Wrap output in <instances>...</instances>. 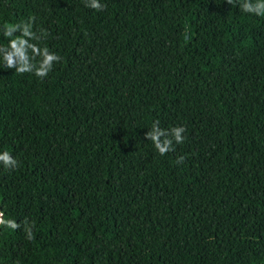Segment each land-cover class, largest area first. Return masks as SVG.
<instances>
[{
	"label": "trees",
	"instance_id": "obj_1",
	"mask_svg": "<svg viewBox=\"0 0 264 264\" xmlns=\"http://www.w3.org/2000/svg\"><path fill=\"white\" fill-rule=\"evenodd\" d=\"M100 3L0 0V26L34 16L62 57L43 81L0 63V151L19 164L0 166V211L21 224L0 229V264H264V17ZM157 120L186 129L164 156L144 139Z\"/></svg>",
	"mask_w": 264,
	"mask_h": 264
},
{
	"label": "clouds",
	"instance_id": "obj_2",
	"mask_svg": "<svg viewBox=\"0 0 264 264\" xmlns=\"http://www.w3.org/2000/svg\"><path fill=\"white\" fill-rule=\"evenodd\" d=\"M239 3L243 13L256 17H264V0H226L228 5ZM85 7L96 12H102L106 5L100 0H85ZM35 17L30 16L27 21L0 26V35L7 39V44H0V63L6 69H14L17 75L31 74L40 81L48 77L53 70V66L62 61V57L49 50L48 47H41V43L46 39L48 33L45 29H40L39 33L33 31ZM187 32V29L185 30ZM19 33V35H17ZM160 122L154 121L144 139L151 142L155 152L159 156H164L175 150L174 145L183 144L186 140L184 133L186 129L183 125L162 129ZM185 157H177L176 163L182 164ZM0 166L5 170H15L19 167L18 161L9 151H0ZM21 224L15 220L5 218V213L0 211V229H10L16 231ZM35 223L23 222L25 239L29 242L35 239L33 229Z\"/></svg>",
	"mask_w": 264,
	"mask_h": 264
}]
</instances>
